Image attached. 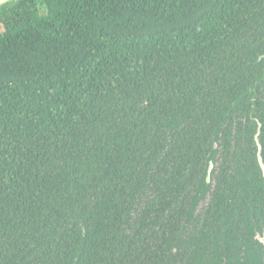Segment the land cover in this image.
I'll use <instances>...</instances> for the list:
<instances>
[{
  "label": "trees",
  "instance_id": "trees-1",
  "mask_svg": "<svg viewBox=\"0 0 264 264\" xmlns=\"http://www.w3.org/2000/svg\"><path fill=\"white\" fill-rule=\"evenodd\" d=\"M263 53L264 0L1 5L0 264H264Z\"/></svg>",
  "mask_w": 264,
  "mask_h": 264
},
{
  "label": "flooded vegetation",
  "instance_id": "flooded-vegetation-1",
  "mask_svg": "<svg viewBox=\"0 0 264 264\" xmlns=\"http://www.w3.org/2000/svg\"><path fill=\"white\" fill-rule=\"evenodd\" d=\"M263 55H264V53H263ZM263 55H262V57H263ZM258 135H259V130L257 131V134L255 135V141H256V145H257L258 164H259V157L261 158V161L264 164V162L262 160V157H261V146H260V143H259ZM259 167L261 169L260 164H259ZM212 168H213V163L210 161L209 166H208V170H207V182L210 181V172H211ZM261 172H262V169H261ZM262 176H263V173H262ZM263 179H264V177H263ZM254 238L261 245L262 252H263V257H264V243L261 241V238H264V227H262L261 231H259V230L255 231Z\"/></svg>",
  "mask_w": 264,
  "mask_h": 264
},
{
  "label": "water",
  "instance_id": "water-1",
  "mask_svg": "<svg viewBox=\"0 0 264 264\" xmlns=\"http://www.w3.org/2000/svg\"><path fill=\"white\" fill-rule=\"evenodd\" d=\"M8 1H10V0H0V6L3 5L4 3L8 2ZM263 57H264V55H263ZM259 164L261 166L263 177H264V164L262 163L260 157H259ZM261 241L264 243V238H261Z\"/></svg>",
  "mask_w": 264,
  "mask_h": 264
}]
</instances>
